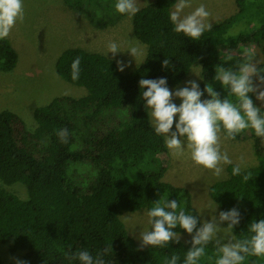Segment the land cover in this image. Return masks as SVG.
<instances>
[{"label":"trees","instance_id":"trees-1","mask_svg":"<svg viewBox=\"0 0 264 264\" xmlns=\"http://www.w3.org/2000/svg\"><path fill=\"white\" fill-rule=\"evenodd\" d=\"M64 1L93 20L96 7H105L99 0ZM175 2L154 0L132 17L134 35L147 46L143 62L134 70L121 72L116 61L104 54L67 48L56 61V71L68 82L84 86L85 96H57L36 107L32 130L16 113L0 111V182H20L28 193L21 198L0 185V241L11 250H26L22 260L27 264H69L66 253L88 250L95 256L104 248H109L104 256L107 264H165L172 255H178L183 264L192 236L165 248L140 249L120 217L124 211H148L160 197L177 199L187 213L199 215L190 191L164 179L167 146L151 124L139 80L166 78L168 87L175 86L199 64L201 90L212 84L221 99L226 98L227 91L214 80L221 66H234L255 46L262 53L260 67L264 68V0H235L236 13L213 25L199 41L173 30L170 13ZM123 16L117 13L100 24L93 22L106 26ZM235 24L242 26L233 32ZM228 54L233 60L224 65ZM77 57L79 78L73 80L71 65ZM165 58L173 68L162 67ZM17 59L11 40H0V70H12ZM230 99L236 102L235 97ZM62 128L71 134L68 144L57 135ZM248 137L254 138L258 163L242 168L239 176L232 175L236 164H228L227 176L207 190L221 211L239 210L241 220L233 229L237 239L249 238V224L264 219V138L249 129L232 141ZM75 142L79 147L73 149ZM85 158L90 159L95 175L82 188L68 177L67 167ZM245 174L248 181L243 179ZM216 258V248L210 244L199 264H215ZM0 264H4L1 257ZM244 264H264V257H247Z\"/></svg>","mask_w":264,"mask_h":264},{"label":"clouds","instance_id":"clouds-1","mask_svg":"<svg viewBox=\"0 0 264 264\" xmlns=\"http://www.w3.org/2000/svg\"><path fill=\"white\" fill-rule=\"evenodd\" d=\"M191 6L192 0H176L174 10L170 13V21L176 33L199 41L205 32L212 30V24L208 22L211 13L204 4H200L185 14V9ZM115 9L129 18L140 11L138 0H117ZM24 15L23 0H0V40L10 36L16 24L23 22ZM107 47L108 53H112L113 57L121 52L116 42H109ZM127 51L134 58L143 55V49L137 44H130ZM232 60V55H226L224 65ZM116 63L118 71L123 72L128 67L123 61L118 60ZM79 65L80 58L77 57L71 65L73 80L79 78ZM162 67L168 69L174 66L169 58H165ZM214 80L219 81L227 91L226 98L221 99L220 93L212 84L205 85L201 90L196 80H188L183 87L172 91L166 78H141L139 87L143 89V100L146 101L144 107L151 110V124L155 133L164 137L172 155H183L187 147L191 149V159L196 165L211 170L214 176L220 177L224 171L223 165L232 163L228 153L222 151V136L225 140H235L239 134L251 129L257 137L264 138V68L260 67L254 53H246L234 66H221L216 71ZM205 93L208 99H202ZM253 95L261 102L262 107H257ZM230 97H235L236 102ZM176 99L181 101L179 105L174 102ZM176 117L178 120L175 121L173 131ZM57 135L61 143H69L71 134L67 128L60 129ZM241 173L242 164H236L232 168V175L239 176ZM249 178L248 174L243 176L245 181ZM207 208L215 213L218 205L212 201ZM147 216L151 229L140 233V249L179 244L180 232L176 231L179 228L192 236L191 247L186 251L183 264H199L210 244L216 248L215 264H244L247 257H264V219L258 222L253 220L249 224V238L237 239L233 229L239 225L241 214L236 207L220 211L218 217L211 215L210 220L199 221V215L187 213L177 199L160 197L148 210ZM121 217L127 219V216ZM222 224L227 226L221 227ZM108 253L109 248H104L95 256L88 250H80L66 253V259L69 264L72 261H78L79 264H107L104 256ZM179 261L178 255H172L165 264H179ZM15 264H27V261L16 259Z\"/></svg>","mask_w":264,"mask_h":264},{"label":"rangeland","instance_id":"rangeland-1","mask_svg":"<svg viewBox=\"0 0 264 264\" xmlns=\"http://www.w3.org/2000/svg\"><path fill=\"white\" fill-rule=\"evenodd\" d=\"M101 10L97 9V19L89 17L81 11L69 7L64 0H23L24 20L18 22L8 37L18 52L16 65L10 71L0 70V111L10 110L19 115L29 130L35 128L33 112L36 107L48 104L57 96H71L79 98L85 96L88 91L84 86L72 84L62 78L56 71V61L59 55L67 48L80 47L88 51L104 54L115 60L128 64L123 72H130L137 68L146 56L147 46L133 33L131 18L126 16L119 22L111 23L105 27L100 24L106 17H114L118 12L115 9L117 0H99ZM154 0H138L139 8L152 3ZM200 4H204L211 13L208 22L213 25L223 21L238 10L235 0H192V6L185 9V14L190 13ZM175 5V4H174ZM174 5L171 12L174 10ZM93 13V12H92ZM93 16V15H92ZM94 21V22H93ZM242 26V25H241ZM237 24L232 28L233 32L240 27ZM109 42H116L120 51L115 57L108 53ZM130 44H137L143 49V55L132 57L127 51ZM247 53H254L259 62L262 61V53L258 47L251 46ZM188 80H196L201 86V66L194 65L188 76L175 86L169 87L175 91L183 87ZM214 87V86H213ZM215 88V87H214ZM207 93L204 97L206 98ZM257 107H262L261 102L255 99ZM177 105L180 100L174 101ZM263 108V107H262ZM151 110L149 109V115ZM150 120L152 117L150 115ZM174 118L173 131L175 130ZM73 149L79 147L77 142ZM186 146V145H185ZM222 151H226L234 164H242V168L256 165L258 158L254 151V138L232 141L221 138ZM243 157V161H241ZM164 159L167 169L164 179L177 186L186 187L192 198L200 221L210 220L211 215L218 217L221 211L218 206L215 213L208 210L207 205L212 200L208 197L207 190L211 184L227 176L226 165H223V174L216 177L211 170L196 165L191 159V149L185 147L183 155L173 156L167 148ZM88 158L71 161L67 167V175L82 188H86L95 175ZM91 169V170H90ZM0 185L17 194L21 198L27 197V188L20 182L11 185ZM147 210L124 211L120 215L128 233L140 246V233L151 229ZM200 226V224H199ZM221 227H226L222 224ZM194 234V233H193ZM189 234H181L180 239L187 240ZM226 242V241H225ZM146 248V247H144ZM26 250H11L8 244L0 241V257L4 264L15 263L16 259L22 260Z\"/></svg>","mask_w":264,"mask_h":264},{"label":"crops","instance_id":"crops-1","mask_svg":"<svg viewBox=\"0 0 264 264\" xmlns=\"http://www.w3.org/2000/svg\"><path fill=\"white\" fill-rule=\"evenodd\" d=\"M126 16H127V15H124L122 18H120L119 20L114 21V22H119V21L123 20ZM114 22H113V23H114ZM130 22L132 23V17H131ZM108 25H110V24H108ZM106 26H107V25H106ZM103 27H105V26H103Z\"/></svg>","mask_w":264,"mask_h":264}]
</instances>
